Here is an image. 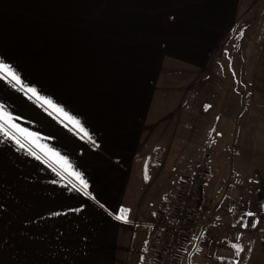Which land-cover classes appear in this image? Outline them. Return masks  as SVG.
Wrapping results in <instances>:
<instances>
[{"label": "crops", "instance_id": "0c3cea01", "mask_svg": "<svg viewBox=\"0 0 264 264\" xmlns=\"http://www.w3.org/2000/svg\"><path fill=\"white\" fill-rule=\"evenodd\" d=\"M162 9L140 13V28L131 31L102 12L75 13V0H0V56L87 130L0 77V102L16 123L39 133V144L72 165L61 169L23 136L22 147L0 131V264H132L131 244L134 239L135 247L145 246L153 198H161L160 206L175 205L172 193L187 171V144L197 149L188 160L190 171L203 149L227 163L222 159L236 143L235 115H248L240 112L243 97H250L247 80L233 79L236 114L234 95L203 93L218 79L200 74L189 90L188 78H179L175 102L160 87L168 84L172 64L180 70L211 64L217 46L237 29V2L221 0L218 8L204 10V18L187 23L174 24L177 13ZM259 50L254 84L261 88L264 42ZM125 52L133 63L122 61ZM260 96L255 92L253 100L264 102ZM175 114L176 121H166ZM74 171L88 180L92 196L80 191ZM62 210L66 214L48 215ZM139 225L144 229L135 230Z\"/></svg>", "mask_w": 264, "mask_h": 264}, {"label": "rangeland", "instance_id": "374dc122", "mask_svg": "<svg viewBox=\"0 0 264 264\" xmlns=\"http://www.w3.org/2000/svg\"><path fill=\"white\" fill-rule=\"evenodd\" d=\"M155 1L75 0V13L97 14L102 12V14L110 16L111 20L112 18L118 19L123 29L128 27L131 31H137L142 21L139 17L140 13H146L147 10L149 13L151 8L159 9L162 7V11L166 13H177L176 18L178 19L174 24L187 23L190 19L198 16L204 18L208 11L218 8L221 0H212L211 4L208 0ZM180 1L183 4L179 3ZM229 2H237L239 8L237 29L225 40L226 42L222 46H217V49L215 47L216 51L213 53L211 64L200 68L192 66L191 68L194 71L192 69L180 70L176 68V64H172L174 68H169L166 71L169 78L168 84L163 86V82L160 87L161 93L164 96L167 94L175 102L178 95L176 83L179 78H188L185 87L189 90L191 81L200 74L205 79H218L217 86H203V93L210 91L211 95L214 93L234 95L232 104L233 108L236 106L233 110L234 114H236L238 108L235 103L237 93L233 90L235 89L234 82L237 80L233 79L242 76L245 81L247 80L250 95L248 98L243 97V105L240 111L243 113L246 109L248 115L244 116L242 114L239 117L235 115L236 143L233 150H228L224 154L222 161H227V163L223 164L219 159H214L212 152L209 153L204 149L202 151L203 159L200 163L205 162L208 166V178L203 184L202 193L199 194L202 198L200 205H198L195 225L189 234L188 242L183 247L180 258L172 264L187 263L188 253L192 249L202 225H207L208 229L193 257L194 264H264V102L253 100L255 92H258V96L264 95L263 81L260 83L263 85H261V88L258 87V83L254 84L259 47L264 42V0H227V3ZM175 5L177 6L174 7ZM204 10H207V12L204 13ZM181 19L184 20L181 21ZM236 47L238 49L242 47V60L240 59V51ZM121 56L122 61L133 63L127 52L121 54ZM174 58L177 61L181 60L177 57ZM170 63H174V61L171 60ZM187 65L190 64L187 63ZM139 67L144 66L139 65ZM242 90L244 95L248 94L245 85H243ZM261 98L264 99V97ZM167 100L168 106H175L170 99ZM170 116L166 121L170 122L171 119L173 121L178 119L176 114L173 117ZM175 147L176 143L174 152L170 151L172 154L169 156L173 162H176L175 158H177ZM195 151L197 149H191L190 145L187 144L184 151L187 171L181 183H178L177 190L172 193L175 195V199L183 191L186 179L190 178L195 172V169L189 170L191 167L188 162ZM180 153L182 154L181 151ZM226 156H228L227 160ZM233 158L234 160H231ZM157 160L155 162L158 164L159 161L157 162ZM194 166L195 163H193L192 168H195ZM160 200V197L153 198L156 205H154V210L151 213V219L157 211L170 208V206H160ZM249 212L255 213V216L247 215ZM220 219L223 220L218 221ZM143 221L147 222V220ZM245 223L248 224L247 228L243 227ZM253 223H255L254 227L252 226ZM142 227V225H139L135 230ZM143 241L145 243L144 248L143 243H138L139 246L135 247L136 242L134 239L132 241L131 253L135 254L132 264H141L142 260V264H154V260L157 258L158 243L149 240L147 236L144 237ZM236 244L243 245L245 249L239 257L236 256ZM220 247L231 249V255H220L218 252ZM139 254L141 255L140 258Z\"/></svg>", "mask_w": 264, "mask_h": 264}, {"label": "built area", "instance_id": "2783aa9c", "mask_svg": "<svg viewBox=\"0 0 264 264\" xmlns=\"http://www.w3.org/2000/svg\"><path fill=\"white\" fill-rule=\"evenodd\" d=\"M209 168L202 162L194 174L185 181L183 191L177 195L174 207L157 211L148 222V239L156 241L157 259L155 264H169L178 259L195 225L194 216L198 212L199 188L208 178ZM153 241V242H154ZM222 256H230L231 249L220 247Z\"/></svg>", "mask_w": 264, "mask_h": 264}, {"label": "snow or ice", "instance_id": "6c2138e0", "mask_svg": "<svg viewBox=\"0 0 264 264\" xmlns=\"http://www.w3.org/2000/svg\"><path fill=\"white\" fill-rule=\"evenodd\" d=\"M0 77H2L9 85L14 88H19L24 91V94L29 97V99H37L42 100L44 104L48 105L50 108L57 110L66 120L73 121L75 124L80 128L81 131L86 132L87 130L84 129L83 124L80 123L79 119L76 116H73L71 113L67 112L64 107L58 103H56L50 96L43 95L38 88L33 84L26 83L20 72L13 67L11 63L6 62V59L3 56H0ZM6 105L3 102H0V131L5 132L12 140H14L17 144H20L22 147L25 146L21 143V137L23 136L27 141H30L31 144L35 145L37 149L42 150L48 156L52 157L57 164L60 165L61 169L68 168L71 169L72 165L68 161V157L62 156L60 152H58L54 148H50L46 144H39L36 140V137L40 136L39 133H35L30 131L27 128H23L20 124L16 123L15 115L6 110ZM64 121L62 120L61 123ZM91 140V136L88 137ZM29 152L31 155H36V152H33L31 148H29ZM47 162V161H46ZM73 174L79 180V189L85 195L92 196V193L88 191L89 182L87 179H84L83 174L80 172H73ZM95 199V197H92ZM3 205L0 204V208ZM84 206L81 205L80 208L74 209L75 212H79L81 208ZM122 211H128V209H121ZM67 210L56 211V212H49V216H61L66 214ZM249 216H255V213H247ZM118 219H126L124 216L117 217ZM243 219V217H242ZM255 226V223L252 225ZM243 227L247 228L248 224H243ZM236 256L239 257L240 253L244 251V246L241 244H236Z\"/></svg>", "mask_w": 264, "mask_h": 264}, {"label": "water", "instance_id": "95a60500", "mask_svg": "<svg viewBox=\"0 0 264 264\" xmlns=\"http://www.w3.org/2000/svg\"><path fill=\"white\" fill-rule=\"evenodd\" d=\"M208 226L207 225H202V227L200 228V231L196 237V240L194 242V245L192 247V249L189 251L188 256H187V264H194L193 263V257L202 241V238L204 236V234L207 232Z\"/></svg>", "mask_w": 264, "mask_h": 264}, {"label": "trees", "instance_id": "16d2710c", "mask_svg": "<svg viewBox=\"0 0 264 264\" xmlns=\"http://www.w3.org/2000/svg\"><path fill=\"white\" fill-rule=\"evenodd\" d=\"M202 188H203V186L199 188V194L202 193ZM201 198H202V197L200 196L199 200L197 201V205H200ZM163 206H165V205H163ZM196 214H197V213H196ZM194 221H195V216H194ZM188 239H189V238H188ZM188 239H187V240H188ZM189 241H190V240H189ZM187 242H188V241H187ZM181 252H182V251H181ZM179 258H180V257H179ZM179 258H178V259H179ZM156 259H157V258H156ZM156 259L154 260V264H155ZM178 259H175V260L170 261L169 264H172V263L176 262Z\"/></svg>", "mask_w": 264, "mask_h": 264}]
</instances>
